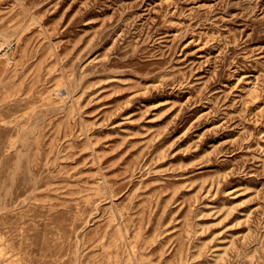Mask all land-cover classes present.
Wrapping results in <instances>:
<instances>
[{
	"label": "rangeland",
	"instance_id": "1",
	"mask_svg": "<svg viewBox=\"0 0 264 264\" xmlns=\"http://www.w3.org/2000/svg\"><path fill=\"white\" fill-rule=\"evenodd\" d=\"M0 264H264V0H0Z\"/></svg>",
	"mask_w": 264,
	"mask_h": 264
},
{
	"label": "bare ground",
	"instance_id": "2",
	"mask_svg": "<svg viewBox=\"0 0 264 264\" xmlns=\"http://www.w3.org/2000/svg\"><path fill=\"white\" fill-rule=\"evenodd\" d=\"M11 44L10 37L4 38L2 41H0V52L7 50V47Z\"/></svg>",
	"mask_w": 264,
	"mask_h": 264
}]
</instances>
